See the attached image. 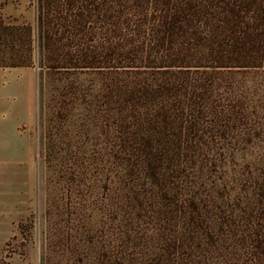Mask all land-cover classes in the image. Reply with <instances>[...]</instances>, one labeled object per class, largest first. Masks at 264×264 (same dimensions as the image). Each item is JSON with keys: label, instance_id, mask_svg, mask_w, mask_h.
I'll use <instances>...</instances> for the list:
<instances>
[{"label": "trees", "instance_id": "1", "mask_svg": "<svg viewBox=\"0 0 264 264\" xmlns=\"http://www.w3.org/2000/svg\"><path fill=\"white\" fill-rule=\"evenodd\" d=\"M37 1L55 192L114 212L119 264H264V0ZM34 42L0 16V66Z\"/></svg>", "mask_w": 264, "mask_h": 264}, {"label": "rangeland", "instance_id": "2", "mask_svg": "<svg viewBox=\"0 0 264 264\" xmlns=\"http://www.w3.org/2000/svg\"><path fill=\"white\" fill-rule=\"evenodd\" d=\"M8 2L0 0V16L31 24L35 42L31 66H0V264H119L122 248L131 263V243L121 246L114 212L100 213L97 226L88 230L91 213H77L73 208L89 203L88 187L70 195L60 189L57 194L48 179L44 132L51 86L37 42L38 1L11 0L21 8L18 16L1 10ZM98 190V202L110 195L113 202L118 201L116 189ZM126 237L131 239V232ZM140 250L144 248H136ZM232 251L228 247L229 260L224 264L251 263L250 253L237 251L241 260L236 262Z\"/></svg>", "mask_w": 264, "mask_h": 264}, {"label": "crops", "instance_id": "3", "mask_svg": "<svg viewBox=\"0 0 264 264\" xmlns=\"http://www.w3.org/2000/svg\"><path fill=\"white\" fill-rule=\"evenodd\" d=\"M12 4H13V2H11V0H9V2L7 4H5L3 6V8H1V10H5L8 13H12L13 16H18V14L20 15L21 14V8L19 7V9H18V7L16 8Z\"/></svg>", "mask_w": 264, "mask_h": 264}]
</instances>
